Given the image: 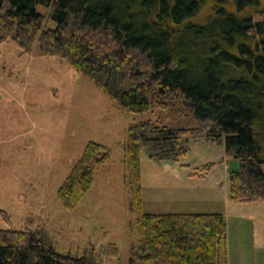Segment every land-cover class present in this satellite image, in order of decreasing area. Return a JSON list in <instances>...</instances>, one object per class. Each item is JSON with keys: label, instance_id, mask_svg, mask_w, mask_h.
<instances>
[{"label": "trees", "instance_id": "trees-1", "mask_svg": "<svg viewBox=\"0 0 264 264\" xmlns=\"http://www.w3.org/2000/svg\"><path fill=\"white\" fill-rule=\"evenodd\" d=\"M8 41L67 62L128 113L175 111L197 121L194 128L142 121L127 130L131 264H227L220 214L142 212L140 156L177 162L189 139L224 140L227 158L240 165L230 173L231 200L264 202V0H0V44ZM109 158L105 147L86 145L57 193L65 211L77 208ZM108 251L117 257L115 246ZM0 264L90 263L58 254L43 231L0 230Z\"/></svg>", "mask_w": 264, "mask_h": 264}, {"label": "rangeland", "instance_id": "rangeland-1", "mask_svg": "<svg viewBox=\"0 0 264 264\" xmlns=\"http://www.w3.org/2000/svg\"><path fill=\"white\" fill-rule=\"evenodd\" d=\"M37 12L48 13L42 7ZM46 27L55 24L47 20ZM142 121L198 126L192 116L175 111L128 113L67 62L41 57L37 46L27 55L14 41L0 44V230L43 231L58 254L90 264H131L136 221L125 144L129 126ZM88 143L108 149L110 158L96 169L77 208L67 212L57 193ZM187 148L177 162L151 161L141 152L142 212L220 214L227 264H264V202L230 198L229 177L239 162L227 158L224 140L189 139ZM255 240L261 251L253 249ZM110 245L117 249L115 258Z\"/></svg>", "mask_w": 264, "mask_h": 264}, {"label": "crops", "instance_id": "crops-1", "mask_svg": "<svg viewBox=\"0 0 264 264\" xmlns=\"http://www.w3.org/2000/svg\"><path fill=\"white\" fill-rule=\"evenodd\" d=\"M253 249L255 250V252L256 251H261V249H263L262 248V243H258L257 240H255V243H253ZM230 255L232 256V252L228 251V258H230ZM235 262H234V264H235ZM236 263L237 264H242V262H236Z\"/></svg>", "mask_w": 264, "mask_h": 264}]
</instances>
